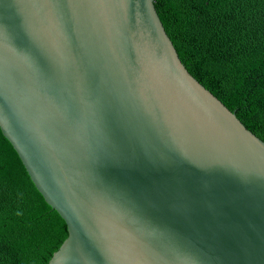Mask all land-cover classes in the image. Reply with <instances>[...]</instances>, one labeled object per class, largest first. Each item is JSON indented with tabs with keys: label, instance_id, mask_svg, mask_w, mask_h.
Returning a JSON list of instances; mask_svg holds the SVG:
<instances>
[{
	"label": "water",
	"instance_id": "obj_1",
	"mask_svg": "<svg viewBox=\"0 0 264 264\" xmlns=\"http://www.w3.org/2000/svg\"><path fill=\"white\" fill-rule=\"evenodd\" d=\"M154 2L0 0V130L68 231L48 264H264V142Z\"/></svg>",
	"mask_w": 264,
	"mask_h": 264
},
{
	"label": "trees",
	"instance_id": "obj_2",
	"mask_svg": "<svg viewBox=\"0 0 264 264\" xmlns=\"http://www.w3.org/2000/svg\"><path fill=\"white\" fill-rule=\"evenodd\" d=\"M188 72L264 142V0H155ZM68 236L0 130V264H48Z\"/></svg>",
	"mask_w": 264,
	"mask_h": 264
}]
</instances>
